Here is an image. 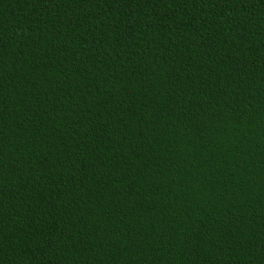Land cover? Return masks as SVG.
I'll return each mask as SVG.
<instances>
[{"label": "trees", "instance_id": "1", "mask_svg": "<svg viewBox=\"0 0 264 264\" xmlns=\"http://www.w3.org/2000/svg\"><path fill=\"white\" fill-rule=\"evenodd\" d=\"M0 264H264V0H0Z\"/></svg>", "mask_w": 264, "mask_h": 264}]
</instances>
